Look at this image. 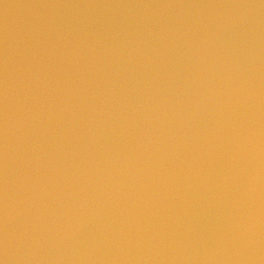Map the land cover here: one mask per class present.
Masks as SVG:
<instances>
[{
    "label": "water",
    "instance_id": "water-1",
    "mask_svg": "<svg viewBox=\"0 0 264 264\" xmlns=\"http://www.w3.org/2000/svg\"><path fill=\"white\" fill-rule=\"evenodd\" d=\"M0 264H264V2L0 0Z\"/></svg>",
    "mask_w": 264,
    "mask_h": 264
},
{
    "label": "snow or ice",
    "instance_id": "snow-or-ice-1",
    "mask_svg": "<svg viewBox=\"0 0 264 264\" xmlns=\"http://www.w3.org/2000/svg\"><path fill=\"white\" fill-rule=\"evenodd\" d=\"M262 2H264V0H262Z\"/></svg>",
    "mask_w": 264,
    "mask_h": 264
}]
</instances>
